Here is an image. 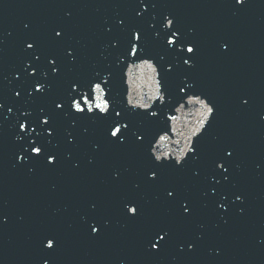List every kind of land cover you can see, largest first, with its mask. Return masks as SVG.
Masks as SVG:
<instances>
[{"label": "snow or ice", "instance_id": "1", "mask_svg": "<svg viewBox=\"0 0 264 264\" xmlns=\"http://www.w3.org/2000/svg\"><path fill=\"white\" fill-rule=\"evenodd\" d=\"M248 3L249 0H231L229 6L239 12ZM125 6L133 10L135 19L143 20L145 13L159 5L158 0H128ZM65 17L66 21H70L72 12H66ZM174 20L175 17L170 13H165L160 30L152 34L154 40L163 39L167 52L172 55L173 59L166 61L165 56L150 54L149 34L143 27L133 26L127 17L117 16L114 24L106 27L109 34L115 32L116 35L105 45L106 49L116 50L115 66L109 63L104 70L94 71L87 80L65 79L66 72L72 71L83 56L82 49L69 43L66 38L67 22L52 26L44 37L27 34L20 41L23 58L18 66H14L12 73L13 79L19 81V90L13 89V99L17 103L7 107V114V100L0 95V128L8 123V114L14 113V110L19 113L11 124L13 129L18 128L13 135V141L17 145L13 154V166L26 175L55 173L69 163L74 172H79L81 161L75 155V150L93 131L90 125H99L103 133L101 140L90 142L91 150L95 153L87 159L90 168L95 167L98 158L108 150L117 153L132 150L141 158L134 178H129L128 174L133 171L130 167L112 162L108 166L109 175L104 182L119 190L115 211L123 218L125 228L146 220L151 203L146 198L147 192L151 191L156 201L167 206L168 215L151 221L140 233V244L150 256H159L172 247L179 253H195L199 244L205 240L203 232L192 238L181 235L176 230V222H190L198 207L191 192L171 178L177 173L190 171L193 181L202 183L199 206L213 209L224 224H228L235 205H240L235 208L237 216L243 217L246 214L244 194L228 187L231 185V188H236L233 176L240 171L235 146L226 142L216 146L202 180L201 170L190 167L205 157L202 138L210 134L213 118L217 115V105L204 92L196 90V82L188 75L180 77L175 89L168 87L170 74H175L181 65L189 70L196 67L199 52L197 43L187 38L181 28L173 30ZM148 27L156 29L151 21ZM23 30L30 33V23H23ZM12 35L11 32L8 33L9 37ZM5 43V39L0 36V53H3ZM231 44L229 39H220V53L230 54ZM129 58L140 61L137 66L152 73L150 79L153 89L147 100L141 97L137 101L132 91H128L126 97L120 92L119 101L114 100L111 95L116 70L121 71L120 79L123 81L122 65ZM131 71L129 68V75ZM61 81L64 82L63 91L53 95ZM22 93L26 95L22 97ZM49 97H52L51 108L44 104L34 112L28 107ZM251 103L252 97L244 93L235 98L236 107L241 111H247ZM186 104L198 105L200 118L188 130L187 135L181 133L182 147H178V150L161 151V148H168L169 142L181 144L179 140L172 141L170 132L175 130L170 128L168 122L175 120V117L169 113L174 109L178 111ZM58 119L67 122L62 131L57 128ZM260 121L264 122V115H260ZM58 136L65 142L64 151L60 150ZM7 223V213L0 209V225ZM111 226V216L103 203L91 200L87 211L80 216L81 230L89 239L100 240L108 234ZM200 227L204 226L201 224ZM260 239L264 242V237ZM62 244L63 237L60 233L49 231L43 234L37 241L41 253L37 264L54 262Z\"/></svg>", "mask_w": 264, "mask_h": 264}, {"label": "water", "instance_id": "2", "mask_svg": "<svg viewBox=\"0 0 264 264\" xmlns=\"http://www.w3.org/2000/svg\"><path fill=\"white\" fill-rule=\"evenodd\" d=\"M40 1H45L44 4L54 8L48 0ZM8 12H11V15ZM41 12L36 9L35 0L0 2V18L5 20L0 22V36L10 47L4 48L3 53H0V71L5 67L10 69L11 64L13 67L20 64L23 58L21 51L23 46L20 41L27 34L44 37L52 26L66 23L60 14L54 19L55 11L52 9L47 11L48 16L41 17ZM33 15L40 16L39 22L31 20ZM9 17L11 22H8ZM25 22L31 25L30 33H25L23 30ZM9 32L13 34L11 37L8 36ZM66 38L69 43L82 49V59L76 66L87 73L84 75L78 71L66 72V80H87L94 71H102L111 63L92 48L69 24ZM121 74L120 70H116L111 93L114 100H120V92L126 97L127 92L132 91L137 101L141 97L147 100L152 94L124 72L121 81ZM4 76L0 75V95L6 100L9 99L7 102L9 105L7 103L5 105L6 111L7 107L12 106L11 100L13 103L17 102L13 99L14 88L7 86ZM63 88L64 82L61 81L57 84L53 95L62 92ZM21 95L23 97L26 94ZM51 98L40 100L38 103L44 105L49 102L47 105L51 108ZM34 108L38 111L39 106L35 105ZM169 115L175 117V120L168 122L170 128L175 130L170 132L172 141L179 140L181 144L169 142L168 148H161V151L178 150V147L183 146L181 133L187 135L189 130L172 111ZM66 123L63 119H58L56 121L58 130L62 131ZM162 123L163 120L161 125ZM90 128L93 131L89 137L75 150V155L81 161L79 172H74L69 163L55 173L38 172L35 175H26L13 166L15 163L13 154L17 148L14 141L7 142V146L2 145L4 138L12 140L9 135H14L18 128L14 130L11 124H5L0 128V209H3L8 216V223L0 225V264H37L41 254L37 241L49 231L58 232L63 237L62 247L51 264H264V242L260 239L264 237V197L237 173L233 176L236 188H231V185L228 187L232 191L244 194L246 204L243 206L246 208V214L243 217L237 216L235 208L240 205L233 206L228 224H224L213 209L199 206L203 185L193 181L190 171L173 175L171 178L186 187L198 205L193 219L190 222L177 221L176 230L179 234L192 238L203 232L205 240L199 244L195 253H179L175 247L159 256L145 253L140 244L141 231L151 221L167 216L168 208L164 203L156 201L153 193L149 191L146 193V198L151 203L146 220L140 224L129 225L127 228L123 227L124 220L115 211L119 190L104 181L109 175L108 166L112 162L130 167L133 171L128 174L129 178H134V172L139 167L141 158L132 150L123 153L108 150L98 158L97 165L90 168L87 159L95 155L91 150L90 142L99 141L103 137L99 125H90ZM57 139H60V150L64 151L65 142L59 136ZM213 154L205 145L204 159L190 166L201 170V180L207 172L208 161ZM61 185L64 187L67 185L64 191L60 189ZM22 192L24 195L21 194ZM91 200H100L112 219L110 231L100 240L89 239L80 228V216L87 211ZM201 224L203 228L200 227Z\"/></svg>", "mask_w": 264, "mask_h": 264}]
</instances>
